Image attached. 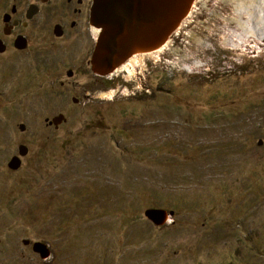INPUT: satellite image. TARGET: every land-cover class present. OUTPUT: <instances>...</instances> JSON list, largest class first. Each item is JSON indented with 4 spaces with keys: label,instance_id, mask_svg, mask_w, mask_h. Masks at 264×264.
Instances as JSON below:
<instances>
[{
    "label": "rangeland",
    "instance_id": "374dc122",
    "mask_svg": "<svg viewBox=\"0 0 264 264\" xmlns=\"http://www.w3.org/2000/svg\"><path fill=\"white\" fill-rule=\"evenodd\" d=\"M252 1L193 0L131 72L99 76L85 38L69 49L38 29L0 55V264H264V39L255 48L241 27L259 26ZM148 208L173 214L157 227Z\"/></svg>",
    "mask_w": 264,
    "mask_h": 264
},
{
    "label": "water",
    "instance_id": "95a60500",
    "mask_svg": "<svg viewBox=\"0 0 264 264\" xmlns=\"http://www.w3.org/2000/svg\"><path fill=\"white\" fill-rule=\"evenodd\" d=\"M193 0H93L89 22L98 29L91 51L90 66L99 76L112 73L120 64L136 52L156 49L179 26ZM59 118L63 119L62 115ZM56 122V120H54ZM27 149L18 145L19 156ZM20 165L18 156L7 163L9 169ZM145 219L154 226L167 223L172 211L160 208L143 210ZM33 252L42 259L49 256L46 243L33 242Z\"/></svg>",
    "mask_w": 264,
    "mask_h": 264
},
{
    "label": "flooded vegetation",
    "instance_id": "af4514ba",
    "mask_svg": "<svg viewBox=\"0 0 264 264\" xmlns=\"http://www.w3.org/2000/svg\"><path fill=\"white\" fill-rule=\"evenodd\" d=\"M92 2L93 0H8L1 17L0 55L9 51H27L30 43L25 33L29 29H38L45 33L43 38L45 41L49 40L48 43L53 44L54 41H50L47 36L55 41L63 39L67 41L69 49L72 48L73 41H80V36L85 38V46L89 49L87 63L90 64L97 36L92 34L89 22ZM259 44L262 41L255 43V48ZM257 57V54H253L251 58ZM71 72L68 70L66 75L72 74Z\"/></svg>",
    "mask_w": 264,
    "mask_h": 264
},
{
    "label": "bare ground",
    "instance_id": "6f19581e",
    "mask_svg": "<svg viewBox=\"0 0 264 264\" xmlns=\"http://www.w3.org/2000/svg\"><path fill=\"white\" fill-rule=\"evenodd\" d=\"M253 3L255 2L256 4H257V1H252ZM251 2V3H252ZM260 2V1H259ZM258 2V8H260V10H256L257 11V13H261V20H259L258 19V21H257V24L259 23V26L255 29V27H254V25H252V23H253V19H252V17L251 18H248V21H249V26H248V24L246 23V21L245 22H242L243 23V25L241 24V27H244L245 29V31H246V33H245V35H246V37L247 36H249V37H255L257 40H263L264 39V0H262L260 3ZM249 3V2H248ZM256 6V5H255ZM242 7V6H241ZM257 7V6H256ZM263 7V8H262ZM251 9V8H250ZM249 9V10H250ZM261 9H263V10H261ZM242 11L244 10L245 11V9H241ZM249 10H248V13L251 15V16H254V12H255V10H252V13H250L249 12ZM190 11V9L187 11V13H186V15L188 14V12ZM242 11H240L241 13H242ZM251 11V10H250ZM256 13V12H255ZM256 17H258V18H260L259 16H257L256 15ZM185 18V17H184ZM240 19V18H239ZM256 19V18H255ZM247 21V22H248ZM262 23H261V22ZM182 22V21H181ZM180 22V24H179V26L176 28V30H178L179 28H180V26H181V23ZM254 24V23H253ZM239 27V26H238ZM91 30H92V34L94 35V36H96L97 35V31H98V29L97 28H94V27H91ZM233 34V33H232ZM242 37V36H241ZM248 38V37H247ZM246 38V39H247ZM242 41V40H241ZM170 42H171V39H170V37L166 40V41H164L160 46H158V47H156V49H154V50H150V51H148V52H136V53H134V54H132L126 61H124L122 64H120V66H118L116 69H115V71H113V72H118V71H120V70H122V71H129V72H131V69H130V66H134L133 64H135L138 60H140V58L141 57H143V56H156V55H158V53H161L162 51H164L167 47H168V45L170 44ZM244 42H245V40H244ZM234 47L236 46V45H233ZM237 46H239V45H237ZM112 72V73H113ZM113 75V74H112ZM114 76V75H113ZM105 95H107V94H105Z\"/></svg>",
    "mask_w": 264,
    "mask_h": 264
}]
</instances>
